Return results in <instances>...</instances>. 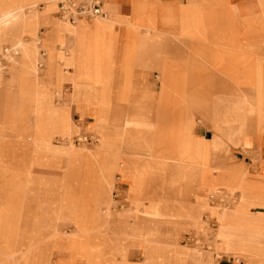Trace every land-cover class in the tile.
Returning a JSON list of instances; mask_svg holds the SVG:
<instances>
[{"label":"rangeland","instance_id":"1","mask_svg":"<svg viewBox=\"0 0 264 264\" xmlns=\"http://www.w3.org/2000/svg\"><path fill=\"white\" fill-rule=\"evenodd\" d=\"M36 1L0 0V12L17 4L28 10L38 6L42 17L48 8L44 0L32 4ZM51 1L56 14L60 0ZM56 17L54 66L59 79L56 75L50 85H31L40 86L43 98L50 86L66 90L67 100L57 104L56 124L47 114L42 124L49 131L38 130L36 117H29L20 101L10 95L0 101V150L9 151L0 157L8 162L19 157L14 171L10 162L5 166L7 162L0 161V214L5 211L12 218L8 233L0 234V264H165L150 257L149 246L175 249L182 264H217L222 258L264 264V42L258 41L264 40V25L259 23L253 44L237 43L235 59L226 58L229 51L223 45L220 51L191 52L187 59L168 64L180 69L164 73L168 79L163 84V74L158 73L155 90L138 74H124L142 70L151 78L159 69L148 66L150 61H142L147 66L139 68L140 61L129 58H93L89 38L80 32L84 25L109 17H82L73 23ZM53 29L41 22L40 44ZM40 53L49 59L45 49ZM2 66H8V58ZM15 76L22 83L21 75ZM71 86L77 87L73 95ZM23 90L18 85L15 92ZM196 121L206 124L213 133L210 139L194 135ZM146 133L156 151L184 152V160L190 150L185 147L195 141L222 153L239 149L245 155L233 169H220L234 175L226 184L211 181L214 172L208 165L203 179L195 160L169 161L157 172L142 170L134 142ZM11 151L24 154L11 156ZM243 169L249 173L246 177ZM9 175L27 185L12 186ZM121 186H126L120 191L124 197L114 192ZM106 199L120 209L112 211L110 225ZM230 202L235 209L227 210ZM234 210L238 212H229ZM117 218L121 223L112 225ZM58 229L65 233L57 238ZM178 248L187 254L178 253ZM137 249L142 255L135 261ZM18 250L19 256L7 258ZM125 251L129 257L124 258Z\"/></svg>","mask_w":264,"mask_h":264},{"label":"crops","instance_id":"2","mask_svg":"<svg viewBox=\"0 0 264 264\" xmlns=\"http://www.w3.org/2000/svg\"><path fill=\"white\" fill-rule=\"evenodd\" d=\"M40 1L43 0H38L32 4ZM18 6H21V10H26L24 6L17 4L16 7L13 8V10H6V13L11 11H21L18 9ZM53 9L54 6L48 8L47 13L44 14L47 17L42 16L37 20L29 18L23 19L22 17H20L19 19H16L9 24H4L3 29L0 30V46L9 50L7 52L8 55L6 58L16 60L20 63V65L14 66L12 68L11 75L19 74L27 77V81L25 84L20 83L19 80L11 84H16L17 86H31L35 83L50 85L53 81L52 79L56 78L55 75H57V73L54 66V45L57 36L56 15L58 17L60 16L58 12L55 14L53 12ZM102 11L104 12L105 17H109L108 20L105 19L94 21L93 23L84 25L81 32L78 31L83 37L87 39L89 38L88 42L90 43V50L94 52L93 58H129L135 61H140L137 64V67L139 68L147 66V64H145L144 62L142 63V61H150L148 66L159 69L158 71H154L152 73L151 78L145 76L148 73L142 70L136 72L129 69L125 71L124 74H127L128 76L138 74L140 76V79H142V76L149 79L151 85H153L155 90L159 86L157 80L158 73L163 74V79L160 81L163 84V82L167 81L168 79L164 73L173 74L175 73V71L180 69L179 67H175L173 65L170 66L168 64H174V62L177 63L183 61L184 59H187L188 57L192 56L191 52L202 51L205 53L208 52L209 54L215 51H220L223 45L225 46V51H229V54H226V58L228 57L231 59H235L237 55L234 54V51L236 53L237 43L241 41L253 44V36H257L255 34V30L258 29L259 23H262L264 25V0H103ZM1 14L2 13L0 12V15ZM41 22H47L54 27V29L51 31L52 33L48 34L45 37V40L42 44L39 43V25L41 24ZM21 26L22 29H20ZM262 34L264 36V33ZM2 36H5V38H2ZM239 36L241 37L240 40L238 39ZM25 37H27L28 39L24 40ZM258 41L264 42V40ZM126 44L127 46L129 44V46L126 47ZM41 48L45 49L48 52V60L44 59L43 55H41ZM104 52L106 53L105 55L103 54ZM4 53L6 52L4 51ZM201 56L207 57L205 55ZM36 58H40L42 62L46 63V66L43 72L39 73L35 77L33 70ZM165 64L166 66H163ZM29 76L31 77L29 78ZM49 77H51V79H49ZM11 84H9L8 86H10ZM218 95L222 94L218 93ZM28 116L31 117V115ZM35 117V124H37V129L42 130L44 128V125L42 123H45V119L39 116ZM73 119L78 120L77 115L73 114ZM139 131V129H136V137L139 136ZM146 132L150 133L149 130H147ZM193 133L196 137L204 139H210L213 135V133L207 129L204 122L199 123L198 121L195 122ZM145 136L146 137H141L144 139H141L140 142H134L135 148H139L144 140L148 141L151 147V155L147 156L138 153L139 156L137 155L136 157L140 161L138 162V164L141 166L140 168L142 170L150 169L157 172L158 169H165V166L169 161H176L177 163H183L186 161L185 163H191L193 162V160H195L198 162L197 165H199V170H202L203 172V179H206L204 172L206 171L205 166L208 165L210 170L214 172L211 181L220 180V182H222V180H225L226 184L232 182L234 175L231 173L222 174L220 169H233L237 162H241L240 156L242 157L243 155H245L239 149H234L233 151L229 150V154L228 151L222 153L219 151H215L214 146H203L201 142L195 141L193 144L185 147L187 148V150H190L185 154L186 160H184V157L182 156L184 152L182 154L181 152L179 154H165L162 151H156V149L153 147L152 141L150 140L151 134H147ZM87 139L88 141H92L90 138ZM191 150H194L192 151L194 155H192ZM8 152L9 151L7 149L0 150V156L8 155ZM13 154L22 155L24 154V152L11 151V156ZM222 155H224V158L222 157ZM260 157L263 169L262 171H264V152L261 153ZM8 160L10 162V165H12L13 167L12 171H14L15 164L13 162L18 161L19 157L15 159L8 158ZM0 161H2L3 164L7 162L5 163V166H8L9 162L7 161V158L4 160L0 157ZM244 162L250 164L251 166L250 161L244 160ZM222 163H224V166H219L223 165ZM17 165L18 163L16 164V166ZM242 173L243 175H245V177L247 174H249L245 169H243ZM8 178L13 179L14 182L11 184L12 186L27 185L24 184L23 179L20 183H17V181L20 179L14 178L10 175L8 176ZM198 178L200 179V177ZM247 185L250 187V184ZM125 189L126 186H121L117 191L114 192L121 193L120 191H124ZM119 195H122V197H124V194L122 193ZM114 197L117 198L118 194H115ZM121 200L122 198L116 200V202H120ZM104 202L106 208L109 210L108 215H110V225L112 221V211H117L120 209L117 204L111 202L110 199H106L104 200ZM210 206L212 205L210 204ZM234 207L235 205L231 206V208L227 210L235 209ZM229 212H233L234 214L238 211L234 210ZM7 214L8 212L5 211L0 214V234L8 233L6 231L7 227H12V221L8 222L10 218L9 216H7ZM245 216L249 217V214ZM150 221L153 222L152 220ZM210 221L214 223V220ZM120 223L121 219L117 218L114 223L112 222V225L118 226ZM62 233L64 234L65 232L58 229L57 231H55L54 236L57 235L58 238V236ZM86 234H88V232H86ZM189 234L190 233L185 234L183 238ZM226 235L224 236L226 237ZM147 250H150L151 252L150 257L154 258L155 260H158V258L164 259L166 262L165 264H182V262L179 260L180 258H176L177 254H175V249H170L169 252V250L167 249L163 251L160 247L158 248L157 246H149ZM184 250L186 249L184 248ZM184 250L178 248V253L180 252V254L185 256L187 254V251ZM137 251L138 249L135 250L134 254H132V257L135 261L140 260V257L142 255V253H138ZM140 251L142 252V249ZM21 252V250H18L17 252L9 254L7 258L14 259L19 256ZM188 253V255L192 256L191 252ZM230 255L232 254L230 253ZM126 256L129 257L127 255V252L125 251L124 258ZM196 257H198V254H196ZM247 262L249 264H257L253 260ZM96 264L110 263L108 260H106L105 262ZM133 264L139 263L135 262ZM217 264L235 263L232 259L222 258L217 262ZM238 264L243 263H240V261H238Z\"/></svg>","mask_w":264,"mask_h":264},{"label":"bare ground","instance_id":"3","mask_svg":"<svg viewBox=\"0 0 264 264\" xmlns=\"http://www.w3.org/2000/svg\"><path fill=\"white\" fill-rule=\"evenodd\" d=\"M44 2H45V5L47 6V8H51V7L54 6V5H52V1L51 0H44ZM37 7L38 6H34L31 9H29V10L28 9L21 10L20 9L21 6L20 7L18 6V9L21 10L19 12L11 11V12H8V13H5V14H1L0 15V30L3 29L4 24L5 25L9 24V23H11L14 20L19 19L20 17H22L23 19H27V18L35 19V20L39 19L40 18V14H39V10H37ZM44 16H46V15H44ZM4 51L6 53H4ZM8 51L9 50H7L6 48H3L2 46H0V55L2 57L6 58L7 55H8V53H7ZM2 57L0 58V101L5 96L10 95V96H12L11 98L13 100L20 101V103L18 105L20 107H22V108L24 107V110L23 109L22 110L26 111L28 113V115L39 116V117L45 119L46 115L48 114V116L49 115L51 116L50 122H54L56 124V122L58 120L57 119V109H58L57 108V104H61L62 101L65 102L67 100L66 90L64 89V87L63 86H50V91L47 93V95H45L44 98L41 95V91L39 89L40 86H22V88L24 89L23 90L24 93L18 94L17 92H15V89H16L17 86H8V85L17 81L16 76L15 75H11V74H12V68L14 66L20 65V63L18 61H16V60L8 59V66L3 67L2 66V60H3ZM45 66H46V63L42 62V60L40 58H36L35 59V65H34V70H33L35 77L39 73L43 72ZM58 76L59 75H57V78H58ZM30 77L31 76H29V78ZM20 78H21L22 83L25 84L26 81H27L26 80L27 77L21 75ZM49 79H51V77H49ZM141 80L145 81L149 85V82H150L149 79H147L145 77H142ZM76 88H77L76 86L69 87L71 95H73L75 93ZM10 89H13V90H11L12 94L9 93ZM14 93H17V95L14 94ZM43 112H45V115L43 114ZM36 125L37 124H35V128L37 129ZM44 128L47 129V131H49V128H47L46 126H44ZM56 128H57V126L53 127V129H56ZM63 139H64V137H63ZM63 141H65V140H63ZM139 148H136L137 149V153L143 154V155H147V156L151 155V153H150L151 152V147H150V144H149L148 141L144 140L141 143ZM223 197L224 196L222 195V198L220 197L219 200H222ZM235 202L234 203L230 202V203L232 204V206H234Z\"/></svg>","mask_w":264,"mask_h":264},{"label":"built area","instance_id":"4","mask_svg":"<svg viewBox=\"0 0 264 264\" xmlns=\"http://www.w3.org/2000/svg\"><path fill=\"white\" fill-rule=\"evenodd\" d=\"M103 0H60L57 4L61 19L73 23L80 17L104 16L102 11Z\"/></svg>","mask_w":264,"mask_h":264}]
</instances>
